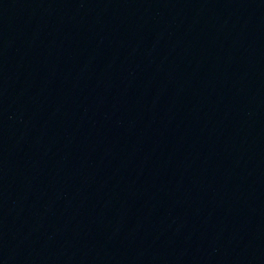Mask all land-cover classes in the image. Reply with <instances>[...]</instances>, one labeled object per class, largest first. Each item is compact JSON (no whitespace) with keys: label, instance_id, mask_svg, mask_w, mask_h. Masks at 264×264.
I'll return each instance as SVG.
<instances>
[{"label":"water","instance_id":"95a60500","mask_svg":"<svg viewBox=\"0 0 264 264\" xmlns=\"http://www.w3.org/2000/svg\"><path fill=\"white\" fill-rule=\"evenodd\" d=\"M0 264H264V0H0Z\"/></svg>","mask_w":264,"mask_h":264}]
</instances>
